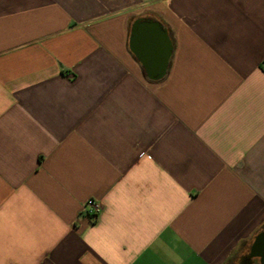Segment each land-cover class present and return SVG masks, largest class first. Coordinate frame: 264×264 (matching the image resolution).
Returning a JSON list of instances; mask_svg holds the SVG:
<instances>
[{
    "label": "crops",
    "instance_id": "obj_1",
    "mask_svg": "<svg viewBox=\"0 0 264 264\" xmlns=\"http://www.w3.org/2000/svg\"><path fill=\"white\" fill-rule=\"evenodd\" d=\"M0 264H264V0H0Z\"/></svg>",
    "mask_w": 264,
    "mask_h": 264
},
{
    "label": "built area",
    "instance_id": "obj_2",
    "mask_svg": "<svg viewBox=\"0 0 264 264\" xmlns=\"http://www.w3.org/2000/svg\"><path fill=\"white\" fill-rule=\"evenodd\" d=\"M103 202L98 199L90 198L83 205V213L92 221H95L103 211Z\"/></svg>",
    "mask_w": 264,
    "mask_h": 264
}]
</instances>
